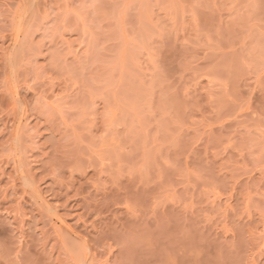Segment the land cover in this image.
Wrapping results in <instances>:
<instances>
[{
	"label": "rangeland",
	"instance_id": "374dc122",
	"mask_svg": "<svg viewBox=\"0 0 264 264\" xmlns=\"http://www.w3.org/2000/svg\"><path fill=\"white\" fill-rule=\"evenodd\" d=\"M0 264H264V0H0Z\"/></svg>",
	"mask_w": 264,
	"mask_h": 264
}]
</instances>
